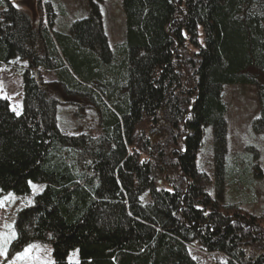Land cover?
Listing matches in <instances>:
<instances>
[{
	"label": "trees",
	"instance_id": "trees-1",
	"mask_svg": "<svg viewBox=\"0 0 264 264\" xmlns=\"http://www.w3.org/2000/svg\"><path fill=\"white\" fill-rule=\"evenodd\" d=\"M5 2L0 67L20 57L29 68L21 113L0 96V189L45 184L18 214L13 248L50 244L52 264H195L197 243L226 256L217 264H264V216L212 195L197 164L210 125L217 179L226 175L225 84L257 86L264 133V82L251 73L264 75V0H122L126 35L114 49L98 2L69 33L52 19L35 28ZM41 67L93 105L100 135L59 129Z\"/></svg>",
	"mask_w": 264,
	"mask_h": 264
},
{
	"label": "rangeland",
	"instance_id": "rangeland-1",
	"mask_svg": "<svg viewBox=\"0 0 264 264\" xmlns=\"http://www.w3.org/2000/svg\"><path fill=\"white\" fill-rule=\"evenodd\" d=\"M12 6L27 13L35 28L49 25L52 31L70 32L74 21L89 14L90 3L98 2L104 31L112 49L125 40V13L122 0H6ZM6 6H5V5ZM0 3V18L7 3ZM37 49L43 53L42 43ZM28 61L17 57L0 67V96L10 101L16 113L23 110V76ZM34 70V69H33ZM256 79L264 82V75L251 72ZM38 83L52 92L59 104L57 122L59 129L70 135L79 133L98 136L101 133L99 115L93 105L84 97H68L59 85L55 72L41 67L34 71ZM258 77V78H257ZM223 100L227 105L225 121L226 134V175L217 179L214 165L213 128L206 126L202 144L197 155V164L208 177V191L229 205H239L248 212L264 216V133H256L254 123L260 116L256 85L225 84ZM27 194L3 192L0 189V264H52L53 247L47 243L34 242L23 249L13 248L17 236L16 221L24 208L33 205L44 183L31 182ZM148 201V195L143 196ZM8 239L9 237H13ZM195 264H217L226 261L222 253H209L197 243L190 246ZM70 262L78 261V251L69 255Z\"/></svg>",
	"mask_w": 264,
	"mask_h": 264
},
{
	"label": "snow or ice",
	"instance_id": "snow-or-ice-1",
	"mask_svg": "<svg viewBox=\"0 0 264 264\" xmlns=\"http://www.w3.org/2000/svg\"><path fill=\"white\" fill-rule=\"evenodd\" d=\"M29 183H31V182H29ZM11 238H14V236L13 237H9L8 239H11ZM0 251H3V248H0Z\"/></svg>",
	"mask_w": 264,
	"mask_h": 264
}]
</instances>
